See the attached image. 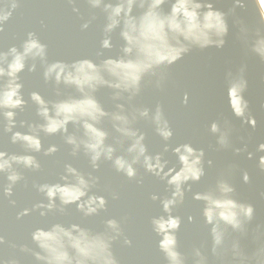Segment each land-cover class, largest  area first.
I'll list each match as a JSON object with an SVG mask.
<instances>
[{
    "label": "clouds",
    "instance_id": "1",
    "mask_svg": "<svg viewBox=\"0 0 264 264\" xmlns=\"http://www.w3.org/2000/svg\"><path fill=\"white\" fill-rule=\"evenodd\" d=\"M59 2L82 21L81 32H87L103 17L96 59L50 60L49 46L36 31L27 32L19 46L0 48V138L9 136L10 143L21 149L10 153L0 144V205L6 200L10 207H17L15 189L21 184L29 187L25 173L43 172L39 157L51 158L61 150L56 144L45 148L44 138L60 136L70 148L69 156L86 158L91 171L63 162L54 174L55 182H31V189L40 199L19 210L17 221L36 214L47 222L49 217L67 216L73 206L85 220L106 213L109 200L97 192H107L113 201L121 198L120 192L101 189V177L94 173L103 163H109L116 174L137 185L144 184L145 175L166 185V195L150 196L152 202H159L163 212L151 218L150 226L167 264H264V223L252 227L256 208L239 198L234 183L237 176L245 185L253 182L250 171L235 158L246 157L254 162L258 173L264 174V142H257L250 150L252 133L247 137L241 134L248 128L256 132L260 126L247 94L248 61L264 65L261 0H226V11L216 6L224 0ZM23 3L24 0H0V35ZM81 3L87 6V16L81 12ZM46 27L41 21V28ZM116 34L122 42L118 54L106 56L116 47ZM233 34L244 58L224 72L223 85L227 107L241 124L237 127L233 119L221 115L207 131L215 140L209 148L231 153L234 159L218 171L215 182L205 191L193 192V185L207 176L206 169L215 167L214 160L206 159L205 149L191 142L173 146L175 131L162 102L153 109L136 101L146 88L164 93L171 82L169 70L173 66L194 51H223ZM38 69L54 98L32 91L25 99L22 74L37 73ZM104 89L111 93L112 110L98 99ZM190 101V94L184 92L183 106L188 107ZM29 102L35 108V121L19 119ZM141 123L163 141L161 151L150 152L148 133L139 127ZM169 153L176 158L175 164L167 158ZM189 193L202 205L200 218L207 238L184 253L178 235L184 221L175 212L186 204ZM260 196L264 198V192ZM127 220L126 216L105 219L104 229L99 232L81 223H44L30 232L31 246L9 241L0 230V264H21V255L31 257L32 264H120L113 245L122 241L124 246L132 247L125 233ZM187 221L197 224L192 215ZM246 241L253 247L249 248ZM5 246L11 249L6 258L2 254Z\"/></svg>",
    "mask_w": 264,
    "mask_h": 264
},
{
    "label": "water",
    "instance_id": "2",
    "mask_svg": "<svg viewBox=\"0 0 264 264\" xmlns=\"http://www.w3.org/2000/svg\"><path fill=\"white\" fill-rule=\"evenodd\" d=\"M222 10H227L226 0L216 5ZM261 6H264L261 0ZM81 12L87 16V6L83 3L79 5ZM99 15V13H97ZM41 21L47 27L41 28ZM79 20L71 9L59 0H24L20 9L14 14L13 18L5 26V32L0 35V48L7 50L13 45L19 46L29 31H36L41 41L49 46L50 60H65L71 62L75 59L84 57L96 59L95 53L101 39V26L103 17L101 16L87 32H81ZM235 30H233L234 33ZM113 43L116 46L112 52H106V56H115L118 54L119 46L122 43L118 34L113 36ZM243 52L239 45L235 43L234 34L230 36L228 46L223 51L209 49L204 52L194 51L186 56L184 60L173 66L169 71L171 73V82L164 93L146 88L143 95L136 101L138 105L152 107L162 102L165 106L166 115L171 121L175 136L173 146L178 143L191 142L194 147L204 148L206 159H213L215 167L206 169L207 176L199 183L193 185V192L205 191L215 182L218 171L234 158L231 153H217L209 148L214 145L215 140L207 131V127L213 120L221 115L233 119L234 124L239 127L241 121L232 117L231 111L227 107L226 93L223 85V75L228 68H234L243 59ZM248 78L250 82L247 98L249 99L252 111L259 122V128L252 132L250 128L242 130L241 134L247 137L252 133L253 150L257 142H264V65L255 60H249ZM24 82V95L28 99L29 93L39 91L46 98H54L52 90L46 86L41 76V70L37 73L25 72L22 74ZM188 92L191 101L188 107L182 104L184 92ZM111 93L104 89L98 93V99L107 110L113 109V103L110 99ZM19 119L35 121V108L29 102V107L24 113L19 115ZM110 129V125L106 124ZM142 130L148 133V146L152 153L162 150L163 141L155 135L152 129L145 123L139 125ZM23 131V129H19ZM70 131L74 129L70 126ZM0 144L3 149L11 152H20L19 146L10 143V137L5 135L0 138ZM56 144L60 147V152L56 156L48 158L39 157L43 165V172L30 173L25 175L29 180V187L24 188L23 184L15 189L13 199L17 200V207L12 208L5 200L0 205V230L4 232L6 238L11 242L20 244H29L30 232L34 227L42 226L44 223H54L62 221L66 223H81L82 226L99 232L104 229V220L109 218L121 219L128 217L125 224V233L132 240V247L124 246L122 241L113 245L114 253L120 264H167L163 254L160 253L157 241L158 237L151 231L150 220L154 216L162 215V208L159 202H152L151 194L155 193L163 197L167 194L166 185L161 183L155 177L145 175L144 184L137 185L133 181H128L122 175H118L111 168L109 163H103L98 173L101 177V189L111 188L120 192L121 198L113 201L107 192L98 191L97 194L105 195L108 200V211L98 217L87 220L81 217L75 207L68 210L65 217H49L48 221H41L38 215L34 214L25 217L23 221L16 220V213L37 202L40 197L33 189L31 182H55V175L60 171L63 162H71L82 171H91L86 158L81 156L79 159H73L69 156L70 148L64 145L62 137L52 136L44 138V146ZM239 146V145H238ZM167 158L176 163V158L169 153ZM242 168H246L252 175V185L243 184L241 178L237 176L234 183L237 187L239 198L243 201L254 204L256 208V223H264V198L260 193L264 192V174L255 170L253 161H248L246 157L235 158ZM143 174V170H141ZM3 182H6L3 181ZM202 205L192 200V194L187 196L186 204L176 210L175 214L183 218V225L179 232L180 250L188 253L192 246L199 245L207 238V231L202 225L200 218V209ZM189 215L197 218V224H189L187 217ZM249 248L253 247L250 242H245ZM5 258L11 254V249L6 246L2 253ZM21 264H32V258L20 256Z\"/></svg>",
    "mask_w": 264,
    "mask_h": 264
},
{
    "label": "bare ground",
    "instance_id": "3",
    "mask_svg": "<svg viewBox=\"0 0 264 264\" xmlns=\"http://www.w3.org/2000/svg\"><path fill=\"white\" fill-rule=\"evenodd\" d=\"M263 1V4H264V0H262Z\"/></svg>",
    "mask_w": 264,
    "mask_h": 264
}]
</instances>
